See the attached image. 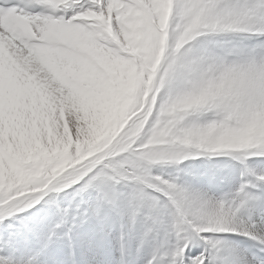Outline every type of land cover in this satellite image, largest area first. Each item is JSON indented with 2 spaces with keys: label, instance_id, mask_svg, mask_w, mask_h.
I'll return each mask as SVG.
<instances>
[{
  "label": "snow or ice",
  "instance_id": "obj_1",
  "mask_svg": "<svg viewBox=\"0 0 264 264\" xmlns=\"http://www.w3.org/2000/svg\"><path fill=\"white\" fill-rule=\"evenodd\" d=\"M0 264H264V0H0Z\"/></svg>",
  "mask_w": 264,
  "mask_h": 264
},
{
  "label": "bare ground",
  "instance_id": "obj_2",
  "mask_svg": "<svg viewBox=\"0 0 264 264\" xmlns=\"http://www.w3.org/2000/svg\"><path fill=\"white\" fill-rule=\"evenodd\" d=\"M226 158H223V157H219L217 158V161L218 162H223ZM188 163H196V164H200L202 163V161H194V162H188ZM232 165H234V167H232V169L230 170L231 171V174L233 175L234 178L237 177V172L239 171L240 169V166L238 164H236L235 162H230ZM227 190V189H225ZM226 235L230 240H233V241H236V242H242V243H245L246 247H248L249 244H253L252 241H250L249 239H247L246 237H242L240 235H237V234H234V233H227V234H224ZM135 243V242H134ZM117 255H118V252H117Z\"/></svg>",
  "mask_w": 264,
  "mask_h": 264
},
{
  "label": "rangeland",
  "instance_id": "obj_3",
  "mask_svg": "<svg viewBox=\"0 0 264 264\" xmlns=\"http://www.w3.org/2000/svg\"><path fill=\"white\" fill-rule=\"evenodd\" d=\"M187 163H188V162H185V163L182 164L181 166L184 167V166L187 165ZM166 171H171V169H166ZM238 177H239V171L237 172V177H236V178L238 179ZM50 195H51V194H50ZM46 199H47V197H46ZM46 210H47V205H45L44 202L41 201V203L38 204V205H36L35 208H33V209H29L27 214H29V215L36 214V215L42 216V215L45 214ZM239 243H240L242 246H245V247H246L245 243H242V242H239Z\"/></svg>",
  "mask_w": 264,
  "mask_h": 264
}]
</instances>
